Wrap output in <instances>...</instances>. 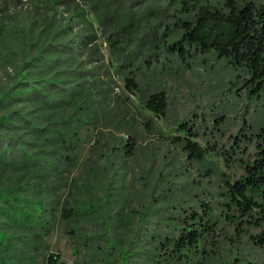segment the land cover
I'll use <instances>...</instances> for the list:
<instances>
[{
    "label": "trees",
    "instance_id": "trees-1",
    "mask_svg": "<svg viewBox=\"0 0 264 264\" xmlns=\"http://www.w3.org/2000/svg\"><path fill=\"white\" fill-rule=\"evenodd\" d=\"M151 3L149 0H0V70L7 79L8 71L17 73L18 77L11 85L6 81L0 94V185L4 179L8 183L5 189L17 188L21 193V197L8 196L0 189V264H34L36 257L39 264H65L60 254L49 251L45 238L58 218L66 224L75 223L77 201L57 195L55 190L59 186L53 184L51 177L65 180L64 175L71 173L75 163L69 152L74 146L71 121L83 116L97 121L111 111L103 82L94 79L92 84L85 83L86 75L94 73L86 71L85 66L94 62L98 54V36L92 21L112 50L118 49L124 40L134 39L135 47L151 52L142 58L147 70L153 63L155 68L159 66L169 72L174 63L187 67L198 56L212 55L232 70L231 85L244 90L249 101L264 104V0L216 3L152 0ZM161 51L164 56L158 54ZM119 66L129 93L139 96L143 107L153 115L165 118L168 99L160 85L143 86L139 74H146L137 73L138 66L130 61L124 60ZM18 104L22 106L10 109ZM213 115L220 124L226 123L223 114ZM150 123L147 120L146 126ZM188 125L183 123L181 129L191 137H198L196 130ZM247 125L252 130L242 140L253 152L245 151L246 157L237 163L239 175L232 182L223 179L228 201L224 204L236 238L247 235L253 246L264 251V119ZM179 144L192 162L202 163L210 154L189 139ZM138 145L135 134L129 133L126 143L112 149L128 158L135 154ZM211 149L222 153L226 161L230 156L222 145ZM230 158V163L238 160L234 156ZM87 166L89 177H94L92 165ZM7 171L13 175L5 176ZM79 177L81 183L89 184ZM76 184H67V188L79 192ZM23 192L34 194L35 203L30 205ZM149 208H143L141 221L146 219ZM229 211L234 212V219ZM187 213L183 210L177 220L169 217L168 225H154L155 233L146 228L151 234L135 249L146 256L147 262H186L185 252L196 247L202 238H209L211 245L216 242L214 251L219 247V233L208 223L211 210L207 209L204 217L190 210ZM105 228L111 237V226L107 224ZM138 228L135 235L139 234ZM67 232L78 233L73 228ZM136 250L120 251L122 262H129Z\"/></svg>",
    "mask_w": 264,
    "mask_h": 264
},
{
    "label": "rangeland",
    "instance_id": "rangeland-1",
    "mask_svg": "<svg viewBox=\"0 0 264 264\" xmlns=\"http://www.w3.org/2000/svg\"><path fill=\"white\" fill-rule=\"evenodd\" d=\"M149 1L153 5L152 0ZM211 1L216 3L218 0ZM92 25L98 36V54L94 62L85 66L86 71L94 72L93 76L86 75L85 83L92 84L94 79L103 82L111 111L101 120L83 116L70 123L74 146L69 152L75 163L71 173L64 175L65 180L56 177L51 180L59 186L55 190L57 195L77 201V219L75 223L66 224L58 218L45 238L49 251L60 254L65 264H151L135 249L141 247L151 234L146 228L155 233L154 225H168L171 218L182 217L183 210L204 217L205 211L210 209L208 223L219 233V247L214 251L216 242L211 245L209 238H202L196 247L185 252L186 262L168 264H264V251L253 246L247 235L236 238L233 222L226 214L228 201L223 181L232 182L239 175L237 163L246 157L245 151L253 152V148L242 139L249 135L248 130H252L251 125H247L249 122L259 123L264 119V104L249 101L244 90L231 85L234 80L232 70L212 55L198 56L187 67L174 63L170 73L159 66L155 68L153 63L147 70L146 63L142 62L146 51L135 47L134 39L124 40L118 49L112 50L93 21ZM158 54L164 56L162 51ZM83 60L86 61L87 57L84 56ZM124 60L138 66L137 73L146 74H139L143 86L156 83L166 92L168 113L165 118L153 115L143 107L139 96L129 93L119 66ZM8 73L9 79L0 70V94L5 90L6 81L11 85L18 79L17 73ZM20 106L22 104L10 109ZM218 112L226 119L225 124L214 119L213 114ZM147 120L151 121L149 126H146ZM183 123L189 124L188 127L196 130L199 136L188 135L181 129ZM129 133L135 134L139 145L135 154L126 158L112 148L126 143ZM187 139L210 152L204 162H192L187 157L179 144ZM221 145L224 152L238 160L230 163V156L226 161L222 153L211 149ZM88 164L92 165L94 177H89ZM10 175L13 174L9 171L5 174ZM80 175L83 182L89 184L81 183ZM70 183L72 186L76 184L79 192L75 188L70 191L67 188ZM7 184L3 179L0 189L8 196L21 197L17 188L5 189ZM85 188L91 193H85ZM22 195L30 205L35 203L34 194L23 192ZM89 195L93 196L92 199ZM145 206L150 208L146 219L141 221ZM229 213L234 219V212ZM107 224L112 228L111 237L106 232ZM71 228L78 233H68ZM137 228L139 234L135 235ZM249 232L254 234L256 230ZM134 235L135 243H132ZM130 250H136V254L129 262H122L119 252ZM203 255L212 258L205 260ZM36 260L34 264H39V258Z\"/></svg>",
    "mask_w": 264,
    "mask_h": 264
}]
</instances>
